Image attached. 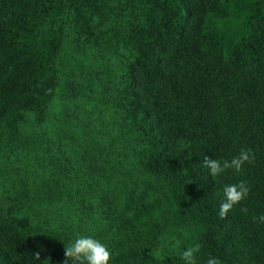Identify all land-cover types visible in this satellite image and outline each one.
<instances>
[{"label": "trees", "instance_id": "1", "mask_svg": "<svg viewBox=\"0 0 264 264\" xmlns=\"http://www.w3.org/2000/svg\"><path fill=\"white\" fill-rule=\"evenodd\" d=\"M66 43L116 61L93 83L111 92L98 101L115 110L112 148L128 155L125 178L144 186L124 193L108 264H185L151 253L170 232L201 245L197 264H264V0H0V150L36 131L55 144ZM101 104L80 114V128L102 117ZM242 148L255 154L242 173L202 167L205 155L230 161ZM240 181L248 197L220 218L224 187ZM57 210L17 221L0 211V264H64L71 241Z\"/></svg>", "mask_w": 264, "mask_h": 264}, {"label": "rangeland", "instance_id": "2", "mask_svg": "<svg viewBox=\"0 0 264 264\" xmlns=\"http://www.w3.org/2000/svg\"><path fill=\"white\" fill-rule=\"evenodd\" d=\"M78 47V43L73 46L66 43V82L56 91L58 103L53 109L56 116L54 125L62 128L55 144L44 139L40 141L43 132L36 131L28 134L27 141L17 140L15 147L0 150V211L2 219L17 221L25 215H42L44 212L51 216L52 208L58 209L55 217L58 226L71 243L79 236H91L114 251L116 244L108 238L114 227L120 224V212L126 202L124 193L134 188L140 195L144 186L142 181L131 182L125 178L129 169L128 155L126 157L123 152L112 148V137L117 133L115 110L112 111L113 106L109 102L107 109L105 102L103 105L98 101L107 100L102 94L111 92L103 91L93 83L97 75L110 76V67H115L116 61H103L93 50L85 49L75 54ZM103 81L108 84L107 80ZM95 102L103 106L100 109L104 111L102 117H89V124L87 121L80 128L77 122L82 117L80 114L88 111ZM19 143L22 145L18 146ZM5 162L9 164L7 174L3 167ZM121 162L122 169L116 167ZM101 171L106 172V176L98 173ZM52 176L59 178L54 187L53 182L49 183ZM123 177V182H127L125 188L123 182L116 183ZM65 194L64 203L61 199ZM68 194L72 196L68 197ZM124 219H121V224L126 222ZM185 240L184 235L178 232L164 234L151 253L157 260L169 262L174 256H181L189 246Z\"/></svg>", "mask_w": 264, "mask_h": 264}, {"label": "clouds", "instance_id": "3", "mask_svg": "<svg viewBox=\"0 0 264 264\" xmlns=\"http://www.w3.org/2000/svg\"><path fill=\"white\" fill-rule=\"evenodd\" d=\"M254 158L255 154L251 149L242 148L239 154L230 161H220L205 155L202 160V167L208 169L209 174L212 176L219 175L229 169L235 173H242L244 164L251 163ZM250 190V186L246 181L225 186L223 189L225 199L219 208L220 218H225L234 205L246 199ZM242 211L247 212V209H242ZM259 221L264 223V215L259 217ZM178 243L179 241H177ZM200 248L201 245L196 243L181 253V258L185 261V264H197L196 254L200 251ZM64 255L66 257L64 264H68V259H71L73 264H108L112 258V253L108 247L91 236L76 238L74 242L64 247ZM35 256L39 259V253H36ZM206 264H222V262L218 258L209 256Z\"/></svg>", "mask_w": 264, "mask_h": 264}]
</instances>
